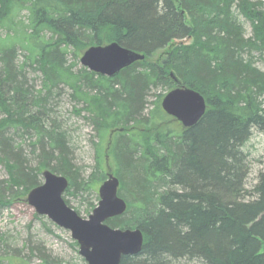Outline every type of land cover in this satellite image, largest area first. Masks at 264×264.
Wrapping results in <instances>:
<instances>
[{
  "label": "trees",
  "instance_id": "1",
  "mask_svg": "<svg viewBox=\"0 0 264 264\" xmlns=\"http://www.w3.org/2000/svg\"><path fill=\"white\" fill-rule=\"evenodd\" d=\"M21 10L28 24L0 38V164L8 173L0 210L7 198L40 186L45 170L68 179L64 197L84 199L107 179L100 167L85 179L72 163L67 131L52 108L63 85L100 136L111 130L128 208L107 224L144 236L141 252L120 264H264V170L246 190L243 150L254 129L264 132V72L255 56L264 53V0H0V25H14ZM111 43L145 60L111 78L67 63L70 51L79 60ZM20 50L27 52L22 61ZM28 67L40 88L30 84ZM171 74L206 101L191 128L168 122L161 108L177 86ZM154 91L159 101L150 110ZM16 136L29 142L28 156Z\"/></svg>",
  "mask_w": 264,
  "mask_h": 264
},
{
  "label": "rangeland",
  "instance_id": "2",
  "mask_svg": "<svg viewBox=\"0 0 264 264\" xmlns=\"http://www.w3.org/2000/svg\"><path fill=\"white\" fill-rule=\"evenodd\" d=\"M28 17L29 13L27 10L16 11L12 18L15 26L0 25V38L4 39L5 36H13L16 25H20L22 22L26 26ZM241 21L245 25L246 33L249 37L251 35V27L244 19ZM161 53L160 51L155 54L151 61H156ZM26 55L27 52L20 50V61L24 60ZM255 56L257 68L264 72V53H256ZM66 59L68 65L74 66L75 72L82 68L80 59L76 60L73 51L68 53ZM26 74L28 80H31L30 84H34L37 89L40 88L41 79L39 74L35 73L31 67L27 68ZM60 90L61 93L52 102V108L57 124H60L67 131L73 165L80 169L82 177L85 179H89L96 167H100L105 176L109 172L116 175L117 167L110 153L111 145L109 146L111 130H108L103 137L100 136L99 132L86 119L87 114L85 111L78 115L77 110H82V104H78L71 98L70 90L63 85ZM158 93L160 92L154 91L150 94L147 103L148 109L153 110L157 106L159 100L156 94ZM2 115L0 113V119ZM167 121L178 123L170 117ZM16 142L20 145L24 141L17 137ZM22 149L24 154L28 156V153L31 152V146L28 141L23 143ZM243 150L249 156L250 174L246 190L250 191L257 183L259 173L264 170V132L254 129L250 140ZM107 157L110 164L109 168L106 164ZM7 179V170L0 164V183ZM43 182L44 179L41 175L40 185ZM103 182L93 183L91 186L92 191L90 194L86 193L84 199L77 196H65L64 198L69 202V206L78 212L81 217L88 219L93 209L98 205V191ZM27 195H20L18 199L7 198L10 202L5 204L0 210V264H43L42 261L44 259L49 262L62 264H87L80 256L79 245L72 239L71 233L58 227L46 216L38 215L35 209L27 203ZM88 203L94 205L90 212H88L90 208ZM181 264H186V262ZM187 264L192 263L187 262Z\"/></svg>",
  "mask_w": 264,
  "mask_h": 264
},
{
  "label": "water",
  "instance_id": "3",
  "mask_svg": "<svg viewBox=\"0 0 264 264\" xmlns=\"http://www.w3.org/2000/svg\"><path fill=\"white\" fill-rule=\"evenodd\" d=\"M144 60V54L111 43L87 49L80 63L90 72L111 78ZM171 77L177 86L166 93L161 107L185 129L191 128L204 116L206 101L200 93L181 85L173 74ZM107 167H110L108 158ZM42 176L43 184L28 193L27 203L38 215L46 216L71 233L87 264H120L122 257L141 252L144 236L140 229L122 230L107 224V221L122 216L128 208V203L119 195L120 180L113 173L109 172L107 180L100 186L99 203L88 219L82 218L64 200L69 185L67 178L50 170L43 171Z\"/></svg>",
  "mask_w": 264,
  "mask_h": 264
},
{
  "label": "bare ground",
  "instance_id": "4",
  "mask_svg": "<svg viewBox=\"0 0 264 264\" xmlns=\"http://www.w3.org/2000/svg\"><path fill=\"white\" fill-rule=\"evenodd\" d=\"M68 180V179H67ZM69 186V185H68ZM78 213V212H77ZM41 219V218H40Z\"/></svg>",
  "mask_w": 264,
  "mask_h": 264
}]
</instances>
